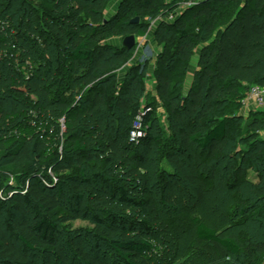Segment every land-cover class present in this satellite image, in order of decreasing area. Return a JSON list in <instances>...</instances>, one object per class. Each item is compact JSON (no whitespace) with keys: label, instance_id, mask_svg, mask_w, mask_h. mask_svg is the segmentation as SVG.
<instances>
[{"label":"trees","instance_id":"1","mask_svg":"<svg viewBox=\"0 0 264 264\" xmlns=\"http://www.w3.org/2000/svg\"><path fill=\"white\" fill-rule=\"evenodd\" d=\"M39 1L40 17L27 0H21L12 15L0 0V165L22 169L37 161L45 171L49 168L56 174L74 165L82 168L78 177L68 176L70 193L65 199L61 182L57 179L54 183L48 173L25 170L12 177L15 184L7 189L17 191L11 195L13 208L4 218L0 216V263L37 264L42 258L58 264H107L91 254L83 241L72 239L66 240L74 255L69 259L52 216L63 208L73 219H90L93 228L88 232L95 246L104 243L120 264H168L169 244L190 231L192 246L210 264H264L263 240L245 238L236 230L220 232L199 215L179 212L181 204L172 194L158 201L142 153L121 144L122 138L128 141L131 128L121 116H130L138 105V95L127 88L125 80L117 87L100 86L113 78L111 74L125 64L135 46L127 49L108 39L142 36L145 27L131 26L125 20L111 24L118 14L105 21L108 0ZM163 2L143 0L130 12L140 19ZM215 2L225 5H207L194 14L199 22L197 31L189 29L184 15L156 26L155 36L162 45L155 63L156 93L176 112L180 103L172 95V77L178 76V89L184 87L186 68L200 47L193 83L180 98L188 100L186 110L194 126L181 127L175 142L179 153L192 155L198 149L201 168L194 166L191 174L186 173L178 154L171 164L176 174L194 187L197 202L203 203L209 182L215 178L223 190H238L248 163L259 182L250 189L244 186L248 189L244 199H235L238 206L229 208L225 217L227 223L230 216L241 218V222L232 223L239 226L264 220L262 206L249 213L254 202L264 203V138H259L264 131V111H251L254 116L246 120L251 140L240 151V165L228 172L227 181L222 182L216 167L232 158L226 151L231 139L229 126L243 116L242 101L249 88L264 86V0ZM169 31L173 40L165 35ZM81 66L85 67L77 73ZM228 109L229 113H224ZM148 137L147 127L140 142L148 145ZM14 139L15 146L7 147ZM53 139L61 141L62 149L53 146ZM102 159L115 166L106 172L110 178L96 171L90 179L88 165L101 166ZM94 178L100 179V186L93 185ZM160 204L173 211L171 217L163 214ZM4 208L0 197V214ZM153 240H160L164 247Z\"/></svg>","mask_w":264,"mask_h":264},{"label":"rangeland","instance_id":"2","mask_svg":"<svg viewBox=\"0 0 264 264\" xmlns=\"http://www.w3.org/2000/svg\"><path fill=\"white\" fill-rule=\"evenodd\" d=\"M142 1L143 0H122L119 2V0H108L105 6L103 19L106 21L107 19H110L112 15L118 14L117 18L113 20L111 24H117L124 20L130 22V20L135 17L132 16L130 11L133 9V7H136V3L140 5ZM215 1L217 0H164L161 7L158 6V8L155 7V9L153 8V10L147 11L137 22H130V25L145 27L147 33L152 34L153 31H155L154 29H156V26L162 21L164 22L165 19H169L170 16H172L171 19H173L174 17H180L184 15L186 19V25L189 27V29L191 31H197L199 22L194 18V14L200 8H203L207 5L214 8H220L225 5L222 2H218V4H216ZM27 2L36 8L38 17H40L41 10L39 8L41 2L39 0H27ZM3 3L7 8L9 15H12L14 14L16 8L21 4V0H3ZM26 7H29L28 3ZM165 35L172 40L174 38L172 31L165 33ZM110 39L113 42L116 41V45H121L122 43L119 36L111 37ZM135 40L137 43L132 52H130L131 54H129L128 60L116 72L111 74L114 75L113 78L110 79L109 82L102 84L100 88H112L113 86L117 87L119 83L125 80L129 83L127 88L132 90L134 89L138 95L137 107L131 112L130 116L126 117L122 115L121 117L122 119H125L127 122H129V126L132 125L136 119H140L146 126V131L148 127V133L150 134V137L147 138L149 140L148 145L143 144V142L141 143V140L137 143H134L130 140L127 141L126 138L121 139V144L129 146L130 149L136 148L142 153L145 159L143 167L151 175L152 191L155 197L158 201H161V199L165 198L164 195L172 194L181 204L179 212L187 210L192 215H199L205 222H207L209 225L215 226L220 232L229 233L230 231L236 230L239 231V233L245 238L253 237L255 239L264 241V220L260 219L257 222L247 221L244 225L239 226H233L232 224L233 221L235 223H238L239 221L241 222V218L237 216H230L228 223L225 220L227 215L226 212L230 210L229 208H234L239 204H237V201L234 202V200L244 199L246 190L250 189L251 186L258 184L259 182L257 172L249 167L248 163L244 164V174L242 177L243 182L240 184V186H238V190H232L230 192L225 189L223 190L215 178L209 182V192L207 193L206 200L203 203L197 202L194 187L188 184L184 178L176 174L177 171L171 164V159H174L177 154L183 164V170L186 171V173H192L191 167L198 166L201 168L199 165V160L196 158L199 150L195 149L192 155L179 153L176 149L177 144L175 142L177 132L181 127L193 128L194 126V122L192 118L188 117V110H186V105L189 104L188 100L185 102V100L180 98L182 96L185 97L186 90L193 83V75L196 69L192 62L188 64L183 88L178 89L177 87L179 80L178 76L172 77V95L178 97L176 98V101L180 103L176 112L173 113L170 111L168 104L161 101L156 93L155 63L159 50L156 51V47H153L154 54L150 60L149 58H146V56L150 54V52L145 48L146 41L138 37H136ZM138 41L140 42L138 43ZM28 45L32 46L31 43ZM160 48H162V45ZM83 67L85 66H81L76 70V72L80 73L82 69H84ZM21 69L25 71L24 66H21ZM177 71L178 70L176 69L174 73ZM190 73L191 75H188ZM133 77H135V81L132 80ZM137 83L138 85L135 86ZM84 95H86V93H84ZM6 107L10 109V103L8 101L6 102ZM229 111L230 109L226 110L224 113H229ZM251 111H264V108L246 105L243 110V116L240 118V120L237 121L233 119V122L229 126V135L231 139L226 151L227 154H231L232 158H225L216 167L217 171L221 172L220 176L222 178V182H225V180L227 181V177L229 175L228 172L232 171L238 164L240 165L242 156L240 151L245 150L248 147L249 141L251 140L249 138L251 134L245 128L246 120L254 116L253 114L255 112L252 113ZM117 113L118 112H116V114ZM117 115H119V113ZM37 131V129H33L34 133ZM22 132H25V129H22ZM259 138H264V131L259 133ZM54 139L52 140L54 143L53 146L56 148L57 145L59 149H62V143H60L61 141L54 142ZM16 140L17 139L12 141L9 140L6 143V146L13 148V146H15L13 143H15ZM229 159H232V161ZM58 162L63 164L61 157H59ZM101 164V166H98L94 162H90L86 169V175H88L91 179L92 174L98 171L103 177L110 178L106 172H110L107 170H114L115 166L108 165L106 159H102ZM43 168L44 165H40L37 161L34 164L26 166L22 169H15L13 166L7 164L0 165V184L3 187V189L0 190V197L5 204V208L0 214L1 218H4L6 212L13 208L11 195L17 190L15 189L14 191L7 188L8 186L15 184L14 179L12 178L15 175H18L25 170H33L40 174L48 173L51 178L54 179V183L57 182V179H59L61 182L60 185L62 188V198L65 199L70 193L68 176L78 177L82 167L74 165L73 167L57 174L52 172L49 168L46 171ZM207 170L210 172L209 168H207ZM94 179L93 185L97 187L100 186V179ZM28 180L29 179H27V181ZM244 186L248 187V189L245 190ZM4 188L7 190H4ZM226 191L228 193H225ZM252 205L253 206L250 208L251 210L249 213L258 210V207L260 206L264 208V203L259 204L254 202ZM160 206L163 208V214L167 217H171L173 211L170 208H164V206L161 204ZM71 215L72 214L68 211V209L63 208H59L52 213V216L59 225L60 245L65 248L69 259L72 260L74 255L73 251L68 246H66V240L72 239L73 242L83 241L84 246L91 254L99 255V257H102L107 262V264H120L119 260L116 259L112 251L108 249L104 243H99V248L95 246L94 240L88 232L93 228V224L90 219H73ZM192 239V231L176 236L175 240L168 246L169 251L171 252V257L168 259V264H210L207 257L200 255L199 252L194 249L192 246ZM153 242L160 247H164L160 240H153ZM37 264L58 263L54 259L41 258L38 259Z\"/></svg>","mask_w":264,"mask_h":264},{"label":"built area","instance_id":"3","mask_svg":"<svg viewBox=\"0 0 264 264\" xmlns=\"http://www.w3.org/2000/svg\"><path fill=\"white\" fill-rule=\"evenodd\" d=\"M172 16L169 17L171 19ZM168 19V20H169ZM243 106L252 105L257 108L264 107V86L253 85L249 88L246 97L242 101ZM64 121L60 120L61 131L64 130ZM128 140L137 143L143 139L146 135V126L142 123L140 119H136L128 133ZM54 180V179H53Z\"/></svg>","mask_w":264,"mask_h":264},{"label":"crops","instance_id":"4","mask_svg":"<svg viewBox=\"0 0 264 264\" xmlns=\"http://www.w3.org/2000/svg\"><path fill=\"white\" fill-rule=\"evenodd\" d=\"M122 0H119V2H121ZM171 20V19H170ZM170 20H168V19H165L164 21H170ZM155 30V29H154ZM153 33H154V35H153ZM153 33L152 34H148L147 33V31L145 32V34L144 35H142V36H135V38L136 37H138V38H140V39H144L145 41H146V45H145V48H146V50H148L149 52H150V54L149 55H147L146 56V58H149L150 60H151V58L153 57V52H154V49H153V47H156V51H160L161 50V45H160V43L158 42V40H157V38H156V36H155V31H153ZM114 40H116V39H114ZM111 43H113V44H117L116 43V41H111V39L109 40ZM140 41H138V43H139ZM136 43H137V41L135 40V45H136ZM158 51V52H159ZM199 53H200V47H197V49H195V53H194V55L192 56V58H191V60H190V62H192V64L194 65V67H195V69H197V61H198V56H199ZM145 58V59H146ZM188 75H191V73L190 74H188ZM187 87H188V85H187ZM250 106V105H249ZM246 106H243L242 108H241V112L243 113V110H244V108H245ZM247 108H251V107H247Z\"/></svg>","mask_w":264,"mask_h":264},{"label":"water","instance_id":"5","mask_svg":"<svg viewBox=\"0 0 264 264\" xmlns=\"http://www.w3.org/2000/svg\"><path fill=\"white\" fill-rule=\"evenodd\" d=\"M139 18L136 16L130 22H137ZM122 45L127 49H132L135 46V36L133 34L127 35L122 40Z\"/></svg>","mask_w":264,"mask_h":264}]
</instances>
